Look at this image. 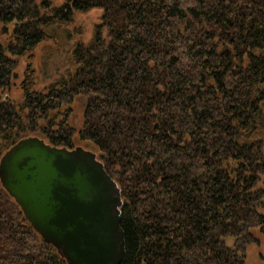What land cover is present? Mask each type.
<instances>
[{"label": "trees", "instance_id": "obj_1", "mask_svg": "<svg viewBox=\"0 0 264 264\" xmlns=\"http://www.w3.org/2000/svg\"><path fill=\"white\" fill-rule=\"evenodd\" d=\"M92 8L101 23L75 40L74 12ZM0 23L14 25L0 45V158L31 134L74 148L78 132L122 190L120 264H246L264 238V0H0ZM48 44L69 68L39 90ZM26 55L15 104L2 91ZM0 264H68L1 183Z\"/></svg>", "mask_w": 264, "mask_h": 264}, {"label": "water", "instance_id": "obj_2", "mask_svg": "<svg viewBox=\"0 0 264 264\" xmlns=\"http://www.w3.org/2000/svg\"><path fill=\"white\" fill-rule=\"evenodd\" d=\"M0 183L68 264L122 262V190L93 151L26 136L2 155Z\"/></svg>", "mask_w": 264, "mask_h": 264}, {"label": "rangeland", "instance_id": "obj_3", "mask_svg": "<svg viewBox=\"0 0 264 264\" xmlns=\"http://www.w3.org/2000/svg\"><path fill=\"white\" fill-rule=\"evenodd\" d=\"M54 6H60L67 2V0H50ZM103 15V9L101 8H92L88 11H75L74 12V24L72 27H80L83 30V34L76 35L74 38L82 39L85 43H89L92 39L95 27L101 23ZM8 26L7 32H0V45L8 46L13 40V24H4L0 23V30L3 26ZM55 45H41L36 51L35 54L37 56L36 67L38 70V82L37 88L44 89L48 86L54 79L58 78L59 75L63 74L69 66V53L63 49L59 48ZM47 49V51H46ZM57 51V52H56ZM55 52V53H54ZM49 53H53L52 56H49ZM29 55L22 56L18 58V66L16 68V73L18 74V78L14 77L11 79V86L8 89L2 91V97L5 100H10L15 104H18L22 99V91L19 87L22 73L27 66L29 61ZM72 67H70L71 69ZM1 92V91H0ZM72 107V113L69 118V123L79 130L83 124L84 120V110H85V99L82 97H78L75 101L70 105ZM35 135V134H31ZM28 135V136H31ZM73 142L76 146L83 147L85 149L91 150L98 155V150L96 146L87 140H81L78 136V132L75 133ZM4 154V153H3ZM2 154V155H3ZM2 157V156H1ZM1 159V158H0ZM256 235L261 240L260 244H252L247 249V258L246 264H263L261 260V255L264 256V238L258 232Z\"/></svg>", "mask_w": 264, "mask_h": 264}, {"label": "flooded vegetation", "instance_id": "obj_4", "mask_svg": "<svg viewBox=\"0 0 264 264\" xmlns=\"http://www.w3.org/2000/svg\"><path fill=\"white\" fill-rule=\"evenodd\" d=\"M7 32L8 31V26L7 25H5V26H3L2 27V29L0 30V32Z\"/></svg>", "mask_w": 264, "mask_h": 264}]
</instances>
